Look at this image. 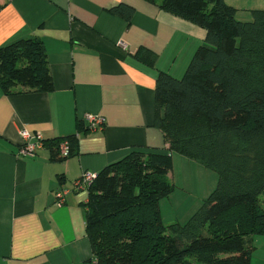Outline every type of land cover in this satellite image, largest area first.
I'll use <instances>...</instances> for the list:
<instances>
[{"label":"trees","instance_id":"16d2710c","mask_svg":"<svg viewBox=\"0 0 264 264\" xmlns=\"http://www.w3.org/2000/svg\"><path fill=\"white\" fill-rule=\"evenodd\" d=\"M145 1L203 28L204 41L181 78L156 77L152 124L168 152L133 149L85 188L92 257L95 264H250L253 236L264 235V9L241 21L224 0ZM109 12L129 23L134 9L119 3ZM134 57L150 67L156 62L146 48ZM53 89L40 38L0 46L3 94ZM75 126L93 130L83 120ZM76 142L75 133L42 137L52 161L74 154ZM170 152L215 171L217 181L186 222L165 225L159 201L175 188L166 180Z\"/></svg>","mask_w":264,"mask_h":264},{"label":"crops","instance_id":"0c3cea01","mask_svg":"<svg viewBox=\"0 0 264 264\" xmlns=\"http://www.w3.org/2000/svg\"><path fill=\"white\" fill-rule=\"evenodd\" d=\"M258 1L247 10L259 9ZM119 3L134 9L129 23L109 12ZM204 34L145 0H0V46L40 38L54 85L50 92L0 90V264H95L85 230L88 192L73 182L133 149L168 152L152 124L156 77L181 78ZM139 48L156 54L153 67L134 57ZM87 114L102 124L77 131L79 120L88 126ZM22 130L44 139L75 133V153L62 161H52L46 147L18 155ZM61 189L68 192L58 206ZM253 243L250 264H264V235Z\"/></svg>","mask_w":264,"mask_h":264},{"label":"rangeland","instance_id":"374dc122","mask_svg":"<svg viewBox=\"0 0 264 264\" xmlns=\"http://www.w3.org/2000/svg\"><path fill=\"white\" fill-rule=\"evenodd\" d=\"M231 2L237 8L235 13L237 20H251V10H247L251 0H233ZM257 6H261L259 9H264V0L258 1ZM175 155L181 157V160L179 158L173 159L174 162L166 179L175 188L168 197L159 201L161 216L165 225L174 221L186 222L201 205L202 200L215 187L217 181L215 171L205 168L185 156ZM206 190L207 193H204Z\"/></svg>","mask_w":264,"mask_h":264},{"label":"built area","instance_id":"2783aa9c","mask_svg":"<svg viewBox=\"0 0 264 264\" xmlns=\"http://www.w3.org/2000/svg\"><path fill=\"white\" fill-rule=\"evenodd\" d=\"M84 120L89 123L91 127L97 128L102 124V118L97 117L92 114H87L84 117ZM20 136L22 139V142L18 148V155L21 156H28L33 157L36 155V152L38 149H40L42 144V136L39 133H29L26 130H22L20 132ZM60 152L62 154H66L67 152V146L66 142L61 143L60 145ZM96 173L84 171L81 176L73 182V187L75 189H85L87 185L91 183V181L94 179ZM67 189H61L59 191H56L54 194L55 197V204L60 206L65 202V196L67 194Z\"/></svg>","mask_w":264,"mask_h":264}]
</instances>
